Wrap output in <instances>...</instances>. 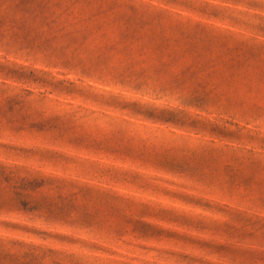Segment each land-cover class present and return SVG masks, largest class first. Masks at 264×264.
<instances>
[{"label":"rangeland","instance_id":"1","mask_svg":"<svg viewBox=\"0 0 264 264\" xmlns=\"http://www.w3.org/2000/svg\"><path fill=\"white\" fill-rule=\"evenodd\" d=\"M0 264H264V0H0Z\"/></svg>","mask_w":264,"mask_h":264}]
</instances>
